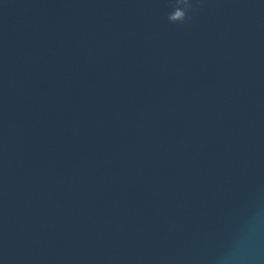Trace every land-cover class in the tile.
<instances>
[{
    "label": "water",
    "instance_id": "1",
    "mask_svg": "<svg viewBox=\"0 0 264 264\" xmlns=\"http://www.w3.org/2000/svg\"><path fill=\"white\" fill-rule=\"evenodd\" d=\"M0 264H264V127L1 198Z\"/></svg>",
    "mask_w": 264,
    "mask_h": 264
},
{
    "label": "clouds",
    "instance_id": "2",
    "mask_svg": "<svg viewBox=\"0 0 264 264\" xmlns=\"http://www.w3.org/2000/svg\"><path fill=\"white\" fill-rule=\"evenodd\" d=\"M172 11L167 15L170 23H184L190 19L188 13L194 10L193 0H171ZM200 6V0H195V7Z\"/></svg>",
    "mask_w": 264,
    "mask_h": 264
}]
</instances>
